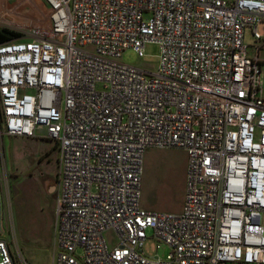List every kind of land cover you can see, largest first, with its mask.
<instances>
[{"label": "built area", "instance_id": "obj_1", "mask_svg": "<svg viewBox=\"0 0 264 264\" xmlns=\"http://www.w3.org/2000/svg\"><path fill=\"white\" fill-rule=\"evenodd\" d=\"M40 1L49 24L0 41V264H30L5 237L4 134L57 147L52 264H264V0ZM147 42L155 70L123 61ZM151 146L187 153L179 211L142 205Z\"/></svg>", "mask_w": 264, "mask_h": 264}, {"label": "rangeland", "instance_id": "obj_2", "mask_svg": "<svg viewBox=\"0 0 264 264\" xmlns=\"http://www.w3.org/2000/svg\"><path fill=\"white\" fill-rule=\"evenodd\" d=\"M11 5L8 23L3 26L29 35L33 25H48L47 8L40 0H16ZM16 7V8H15ZM3 27H0V29ZM258 30L264 37V21ZM16 37V36H15ZM245 42L254 44L251 29L245 31ZM264 42V41H263ZM255 52L254 49L251 50ZM260 54L264 57V47ZM123 61L155 70L160 60V45L147 42L145 54L133 48L123 52ZM264 71V64L262 65ZM4 175L7 200L4 206L5 237L15 250L19 246L30 264H52L55 251L54 221L58 171V150L51 140L22 135H3ZM141 202L153 210H181L186 195L187 153L180 147H148L143 157ZM114 242L117 238H113ZM144 252L151 257L165 258L170 247L160 242L153 229H148ZM221 264H240L222 262Z\"/></svg>", "mask_w": 264, "mask_h": 264}, {"label": "trees", "instance_id": "obj_3", "mask_svg": "<svg viewBox=\"0 0 264 264\" xmlns=\"http://www.w3.org/2000/svg\"><path fill=\"white\" fill-rule=\"evenodd\" d=\"M18 34H19L18 31H15L9 27L3 26V28L0 29V41H5L8 39L14 38L15 36H18Z\"/></svg>", "mask_w": 264, "mask_h": 264}, {"label": "water", "instance_id": "obj_4", "mask_svg": "<svg viewBox=\"0 0 264 264\" xmlns=\"http://www.w3.org/2000/svg\"><path fill=\"white\" fill-rule=\"evenodd\" d=\"M56 189V186L55 185H51V186H49V191L50 192H52L53 190H55Z\"/></svg>", "mask_w": 264, "mask_h": 264}]
</instances>
